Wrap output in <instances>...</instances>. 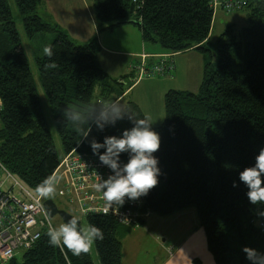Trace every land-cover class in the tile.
<instances>
[{
    "label": "trees",
    "instance_id": "16d2710c",
    "mask_svg": "<svg viewBox=\"0 0 264 264\" xmlns=\"http://www.w3.org/2000/svg\"><path fill=\"white\" fill-rule=\"evenodd\" d=\"M94 1L100 31L130 24L141 31L145 43L158 44L171 54L190 50L203 54L198 93L172 90L165 96L166 120L153 129L161 139L154 153L159 183L139 199L144 209L159 216L194 208L216 264H251L243 249L264 254L259 228L264 204L249 202L239 173L254 166L264 148V0H242L240 10H246L248 25L238 33L228 27L225 38L217 42L218 56L207 48L215 13L221 10L214 12L212 0H145L141 7L128 0ZM42 2L15 0L27 37L49 35L55 53L56 69L45 68L49 59L43 53L35 58L52 119L65 153L78 148L93 154L89 143L93 138L103 143L106 136L120 137L132 122L125 118L103 131L92 123L83 138V132L66 119L65 107L117 99L124 88L113 84L101 68L98 40L73 41L38 15ZM126 106L136 119L144 118L133 103ZM98 114L99 105L90 122ZM83 128L86 131L87 125ZM104 151L100 149L101 154ZM120 160L126 163L128 154H121ZM0 161L32 192L60 164L8 0H0ZM86 221L103 230L104 240L95 244L100 263L123 264L117 235L124 226L99 214L87 215ZM46 233L19 261L15 257L7 264H94L90 253L75 257L52 247Z\"/></svg>",
    "mask_w": 264,
    "mask_h": 264
},
{
    "label": "crops",
    "instance_id": "0c3cea01",
    "mask_svg": "<svg viewBox=\"0 0 264 264\" xmlns=\"http://www.w3.org/2000/svg\"><path fill=\"white\" fill-rule=\"evenodd\" d=\"M90 1L93 0H43L42 6H40L48 14H51L47 21L59 26L76 43L85 44L94 38L98 40L101 47L98 61L104 72L111 78L122 80L119 84H126L127 80L130 79V87L124 89L125 92L117 98L118 100L125 104L127 96L131 93L128 92L132 88L136 89L153 81L143 80L138 82L135 80V82L134 77L129 74L128 69L133 62V58H136L134 61L138 62L139 55L151 57L149 61L146 60L148 65L157 64L162 56L173 55L171 58L173 61L171 62L174 63L173 69L176 79L184 80L194 74V86L200 89L205 64L203 54L196 50L171 54L163 50L158 44L151 43L150 46H147L143 41L141 31L130 24L118 26L111 31H100L95 20V13L90 7ZM219 11L214 16L211 37L217 22L220 21L219 17L222 15V12ZM220 25L222 24L220 23ZM192 53H196V56H191ZM141 62H138V65ZM107 64L110 67H107ZM111 70H115L114 73ZM164 77H168V75H164ZM167 80L168 78L162 80V83L169 86ZM172 90L175 89L166 87L163 89V94L166 96ZM177 90L198 93L197 89L188 91V89L180 90L176 88ZM133 104L139 109L136 102ZM155 215L150 214L148 218L141 222L138 228L122 227L124 229L119 230L117 238L121 242L123 264H216L209 251L207 235L200 226L194 208L170 216ZM160 222L170 224L171 231L154 230L155 225ZM141 226L143 229H141ZM90 255L94 264H101L95 245Z\"/></svg>",
    "mask_w": 264,
    "mask_h": 264
},
{
    "label": "clouds",
    "instance_id": "9594fccd",
    "mask_svg": "<svg viewBox=\"0 0 264 264\" xmlns=\"http://www.w3.org/2000/svg\"><path fill=\"white\" fill-rule=\"evenodd\" d=\"M43 55L49 59V63L45 65L46 69L58 67L53 59L55 53L51 45L43 47ZM97 105H99V114L90 122L89 116L96 111ZM64 115L72 122L78 133L83 132V138H87L92 123L99 131H103L106 126H114L117 121L125 118L132 122L133 126L125 129L120 137L106 136L103 143L93 138L89 142L93 154L98 155L101 163L113 173L107 179L95 184V190L102 194L105 201V214L114 206L117 208L123 206L126 198L138 200L158 185L161 172L154 153L159 150L161 139L159 133L152 128L154 121L150 114H145L142 119H136L120 100L100 99L87 105L69 104L65 107ZM84 125H87L86 131ZM102 148L105 151L101 154ZM123 153L128 154V160L122 164L120 157ZM61 180L62 176L53 172L37 184L34 189L38 197L37 203L54 199ZM239 180L248 188L247 197L250 203L264 204V148H261L255 157L254 166L246 167L239 173ZM233 186H236L235 182ZM52 215L51 210L45 212L48 243L62 252L67 250L75 257L86 255L91 252L97 241H103L105 238L102 229L90 223L84 224L75 215L58 226L53 224ZM243 251L251 264H264V254L248 247Z\"/></svg>",
    "mask_w": 264,
    "mask_h": 264
},
{
    "label": "built area",
    "instance_id": "2783aa9c",
    "mask_svg": "<svg viewBox=\"0 0 264 264\" xmlns=\"http://www.w3.org/2000/svg\"><path fill=\"white\" fill-rule=\"evenodd\" d=\"M128 1L137 7H141L145 2ZM244 5L242 0H212L211 3L214 12L222 9L228 13L240 10ZM172 56H162L161 60L152 66L142 60L135 68L138 72L136 81L145 76L168 74L174 68ZM61 171L67 177L66 191L61 193L62 196L66 195L72 205L78 204L86 216H110L121 226L138 228L141 222L152 214L148 209H144L142 199L133 201L127 198L123 206H114L105 214V201L102 194L95 190V184L113 173L101 163L97 155L79 152L78 148H75L60 161L55 173L59 174ZM37 200V195L10 173L0 161V264L9 263L18 252L32 249L40 240L43 231L47 230L45 200L39 203ZM259 228L264 234V222L259 224Z\"/></svg>",
    "mask_w": 264,
    "mask_h": 264
},
{
    "label": "rangeland",
    "instance_id": "374dc122",
    "mask_svg": "<svg viewBox=\"0 0 264 264\" xmlns=\"http://www.w3.org/2000/svg\"><path fill=\"white\" fill-rule=\"evenodd\" d=\"M8 3H9V6L11 8V11H12L14 21L16 23L17 31H18L20 39H21V44H22L23 50H24L25 55L29 61V65H30V68L32 71L34 83H35L37 92H38L39 97H40L43 112H44V114L48 120V123H49V129H50L51 135L53 137V142H54L55 148L58 152V156H59V159L61 161L65 157L66 153H65L64 147L62 145V142H61L59 133L57 131L56 125L52 119L49 104L47 101V97H46V94H45V91H44V88H43V85H42V82H41V79L39 76L38 67H37L36 62H35L36 55L42 54L43 53V47L50 44V42H51L50 37H49V35H38L35 39H29L25 33L22 18L19 14L15 0H8ZM41 6L40 5L38 6L37 13L42 19L47 21V18L51 14H48V12ZM90 7H91V9H93V11L95 13L96 12V2L94 0L90 1ZM219 12H222V15L219 17L220 21L217 22L216 28L213 32V36L210 39V44L207 47L210 51L213 52V54H217V56H218L217 42L221 38H225L224 35L228 32V30H229L228 27L232 25L233 31L235 33H238V32H240V30L243 27H246L248 25L247 20H246V16H245L246 15L245 9L243 11L239 10V11H234L231 13L222 11V9H221V11H219ZM42 15H44V16H42ZM218 15H219V13H218ZM215 21H216V19H215ZM220 23L222 25H220ZM146 45L150 46L151 43H146ZM200 54H202V53H200ZM191 56H196V53H192ZM207 56L209 58V54H207ZM135 59L136 58H133V62L131 63V66H129V69H128L129 74H131V76L134 77L133 78L134 81L138 79V72H136V70H135V68L139 66L138 62H140L142 60L149 61L151 59V57L147 56V55H139L137 58V59H139V61L135 62L134 61ZM171 61H173V59ZM152 65H155V63L149 64V66H152ZM173 66H174V63H173ZM107 67H110L109 64H107ZM203 70H204V67H203ZM111 71H113L112 73H114L115 70H111ZM165 75H168V77H164V75L163 76L152 75L149 77H147V76L142 77L141 79L138 80V82H141L143 80H153V81L146 83L145 85H141V87H137L136 89L132 88L128 92V93H130V92L131 93L129 94V96H127V98L124 102L125 104L136 102L138 107H139V110L142 111L143 116H145V114H150L153 118V121H154V123L152 124V128L162 126L164 121L166 120V108H165V98H164L165 94H163L164 93L163 89H165L166 87H168L170 89H175L174 91H176V88H178L180 90L188 89V91H193V89H195V90L197 89L196 90L197 92L199 89L197 87L195 88V86H194L195 85L194 74H191L188 78H186L184 80H177L175 77L174 69H171V71L168 74L165 73ZM112 77H115V76H112ZM109 78L113 84H115V82L120 83V81H122L119 78H111V77H109ZM166 78H168L167 82H168L169 86L162 83V80H164ZM129 80L130 79L127 80L126 84L125 83L120 84L125 90L127 88H129L131 85ZM112 83H111V85L113 86ZM193 86H194V88H193ZM58 175L62 176V180H61L60 184L58 185L57 193H56L55 198L53 200L55 201V203L57 204V206L60 209H64L66 212H69L71 215H75V216L79 217L84 224H87L86 215L82 212L79 205L78 204L72 205L69 202V200L67 199L66 195L62 196L61 193L63 192V190L66 191L67 177L64 175V173L62 171ZM32 193H35V192H32ZM155 216H159V215H155ZM159 218H161V217H159ZM61 223H64V222L60 217L57 216V217L53 218V224L54 225L58 226ZM123 229L124 228H122V227L120 228V230H123ZM141 229H143V227ZM154 230L171 231V226H170V224H162L160 222V223H157L155 225ZM93 249H94V246H93L92 250ZM22 254H23V252H18L16 254V259L18 261L21 259Z\"/></svg>",
    "mask_w": 264,
    "mask_h": 264
},
{
    "label": "water",
    "instance_id": "95a60500",
    "mask_svg": "<svg viewBox=\"0 0 264 264\" xmlns=\"http://www.w3.org/2000/svg\"><path fill=\"white\" fill-rule=\"evenodd\" d=\"M44 208L46 211L51 210L53 214L52 219L58 216L63 220V222H66L68 219L71 218V216H73L69 212L60 209L53 199L45 200Z\"/></svg>",
    "mask_w": 264,
    "mask_h": 264
}]
</instances>
